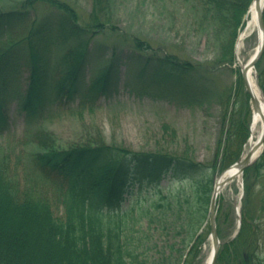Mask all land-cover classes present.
Returning <instances> with one entry per match:
<instances>
[{"label":"trees","instance_id":"trees-1","mask_svg":"<svg viewBox=\"0 0 264 264\" xmlns=\"http://www.w3.org/2000/svg\"><path fill=\"white\" fill-rule=\"evenodd\" d=\"M184 1L191 4L197 24L214 26L217 34L227 37V45L223 40L219 43L217 62L231 61L238 31L252 0ZM110 2L92 0L84 21L66 0H23L9 10L0 9V134L7 126L3 103L11 94L18 100V110L30 130L33 148L26 151V158L34 170V177L32 174L22 189L11 174L9 152L0 153V264H165L166 257L150 260L142 249L145 237L134 231L137 224L149 219V207L129 203L128 196L134 189L139 193L153 191L164 202L157 206L173 217L167 228H176L177 234L184 231L183 243L187 237L191 241L181 262L190 264L206 237L197 232L207 217L214 184L210 172L217 162L225 169L240 157L248 137V124L242 119L238 123L231 121L225 129L209 166L175 155L135 154L103 143L61 150L56 148L51 134L36 126L54 108H70L77 103L78 111H92L99 99L113 96L116 87L112 76L118 68L116 51L97 77L86 81L78 71V65L89 61L88 36L110 23ZM42 11L44 14L39 15ZM56 41L70 45L59 55V64L54 65L48 54ZM134 48L138 52L149 49L140 39L134 40ZM174 59L167 55L164 59L130 62L128 65H138V71L135 82L128 78L125 86L138 96L150 98L156 90L173 95L171 89L179 87L191 92L183 94L187 105L208 101V88L194 86L184 78L196 68ZM256 70L264 90V54ZM24 75L27 96H23L20 86ZM153 87L157 88L155 92ZM262 156V161L244 171L241 228L233 240H223L217 264H264V259L258 257L262 225L250 198L264 167V153ZM165 177L166 188L160 185ZM44 187L50 188L63 207L62 216H54L50 200L42 194ZM217 228L221 238L218 217ZM27 251L31 259L26 261Z\"/></svg>","mask_w":264,"mask_h":264},{"label":"rangeland","instance_id":"rangeland-1","mask_svg":"<svg viewBox=\"0 0 264 264\" xmlns=\"http://www.w3.org/2000/svg\"><path fill=\"white\" fill-rule=\"evenodd\" d=\"M21 1L0 0V9L9 10ZM66 1L75 7L82 21L87 19L92 0ZM110 3V23L88 36L91 47L89 60L93 66L85 67L83 75L87 79L97 76L116 51L119 69L114 78L117 87L115 97L100 99L92 111L72 110L63 105L51 111L36 126L52 135L58 149L95 147L103 143L125 148L135 154L176 155L211 165L218 142L224 138L225 129L230 127L231 121L238 123L239 119L245 117L244 123L250 122L249 98L239 82L240 73L239 67H235V55L231 61L217 62L221 52L219 43L223 40L227 45V37L217 34L213 30L214 26L197 24L191 12V4L184 0H111ZM20 30L24 31L23 28ZM135 39L143 41L149 49L136 51ZM53 45L54 50L50 47L48 56L50 63L57 65L59 55L70 43L56 41ZM256 45L255 34L247 37L241 53L243 61L248 60ZM167 55L174 56L177 63H189L196 68L184 78L195 85L209 87L213 96L202 104L189 106L183 94L191 92L184 88L180 90L174 87L171 89L173 95H166L153 87L156 92L150 98L138 96L130 87L125 86L127 78L135 82L133 78L138 71V65H128L130 62L137 63L148 58L164 59ZM254 76L258 80L256 70ZM20 86L23 93L27 89L25 79L20 80ZM15 105L13 101L5 108L11 123L0 135V153L9 152L10 167L17 175L13 176L24 185L29 177V165L22 144L25 145L29 134L24 118L17 114ZM248 148L247 140L242 155ZM262 158L261 154L256 162L262 161ZM222 170L224 167L217 162L210 174L215 179ZM162 183L165 185L166 181ZM243 184V177L235 179L223 188L218 197L217 217L223 233L222 241L232 239L238 227ZM137 190L129 194L130 204L149 207V202L157 200L151 192L139 193ZM250 198L252 207L256 208L257 221L264 229V167L260 170ZM163 203L159 199L153 203L149 207V219H145L141 225L137 224L134 231H137V236L145 237L141 243L142 249L147 251L150 260L159 261L166 257L165 264H181L183 255L188 252L186 245H190L191 241L187 237L186 243H183L184 231L177 234L176 228H167V223L173 217L170 212H163ZM54 211L61 214V206L55 205ZM206 216L202 232L206 237L199 247L198 255L190 264H204L210 253L208 211ZM24 256L26 261L31 259L28 251ZM258 257L264 259V230Z\"/></svg>","mask_w":264,"mask_h":264},{"label":"water","instance_id":"water-1","mask_svg":"<svg viewBox=\"0 0 264 264\" xmlns=\"http://www.w3.org/2000/svg\"><path fill=\"white\" fill-rule=\"evenodd\" d=\"M260 0H255V3L258 5ZM258 29L261 31V45L259 47V50L257 54L254 56V58L243 68L242 70V76L245 83V89L246 92L249 94L251 98V104L255 110H258V102L256 99H254L251 94L248 87L246 74L247 71L254 68L257 60L262 55V52L264 50V21H263V8L258 6ZM262 122H263V133L262 137L260 138L257 145L252 147L250 151L247 153L245 158L241 161L236 162L234 165H232L229 169L236 168L237 174H242L244 169L250 166L253 162L254 153L257 149L262 147L264 142V115H262ZM234 175H229L223 179H221V176H219L215 182L213 193L210 200V206H209V228H210V240L212 244V259L209 264H216L217 255L219 251V247L221 245V241L218 238L217 229H216V203L217 198L221 190L224 188L225 185H227L229 182H231L234 179Z\"/></svg>","mask_w":264,"mask_h":264},{"label":"bare ground","instance_id":"bare-ground-1","mask_svg":"<svg viewBox=\"0 0 264 264\" xmlns=\"http://www.w3.org/2000/svg\"><path fill=\"white\" fill-rule=\"evenodd\" d=\"M263 5H264V0H260L258 5L255 3H252V5L249 9V13L247 16V21H246L247 27L245 30H243L240 33V36H239L237 43H236V51H235V53H236V65H235V67H239L240 69H242L244 67V65L254 57L255 53L259 49L260 42H261L260 37H259L260 42H258L255 50L250 55L248 60L247 61L242 60L241 53H242V49L244 47L245 40L247 39V37L251 31L254 30L255 32H258V30H257L258 6L262 7ZM258 34H260V33L258 32ZM260 36H261V34H260ZM246 79H247L248 87L250 90V94L254 99L257 100L258 106H259L258 110H255L253 107L251 108V120H252V122H251V134H252V138L250 139V142H249V146L251 148V147L256 145V143L258 142V140L261 136V133H262L263 126H262L261 116L264 114V96L261 92V89L258 86V83H257L256 78L254 76V72L252 70H248V72L246 74ZM227 81H229V78H227ZM250 148H248V149H250ZM248 149H247V151H248ZM260 151L261 150L257 151L255 156H257L260 153ZM229 175H234V176L236 175L235 176L236 179L238 177L236 170L230 169V170H227L225 173H223L221 178L223 179ZM211 258H212V255L210 252L204 264H209L211 261Z\"/></svg>","mask_w":264,"mask_h":264}]
</instances>
